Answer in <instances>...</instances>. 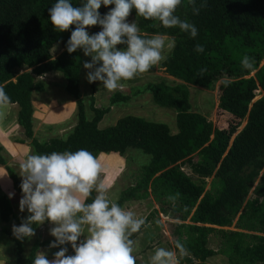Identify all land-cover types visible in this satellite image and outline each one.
<instances>
[{
  "label": "trees",
  "instance_id": "1",
  "mask_svg": "<svg viewBox=\"0 0 264 264\" xmlns=\"http://www.w3.org/2000/svg\"><path fill=\"white\" fill-rule=\"evenodd\" d=\"M55 2L0 0V87L5 89L10 103L19 106L17 120L33 153L83 148L97 156L139 149L149 155L150 163L143 166L137 183L121 192L117 203L123 207L128 201L153 194L162 211L173 212L174 218L181 219L176 241L185 244L187 252L181 255L175 247L180 264H209L208 258L217 253L208 246L212 233L222 235L230 264H264V94L257 98L256 92L264 91V0H206L207 6L198 15L193 13L189 0H181L175 15L197 27L195 38L178 27L165 28L159 21L145 19L136 12L139 35H166L174 41L162 67L181 82H149L138 91H149L155 104L176 111V132L166 123L133 114L101 128L99 123L110 108L97 107L93 101L92 115H88L80 93L83 53L77 49L69 54L66 49L75 25L63 32L53 28L48 9ZM84 2L71 0L73 6ZM201 2L196 0L195 6L199 7ZM113 7L114 4H102L98 11L103 16ZM87 29L94 34L102 26ZM197 43L205 46L203 53L194 51ZM244 55L255 60L251 70L241 66ZM23 66L31 70L16 75L15 69ZM202 68L207 70L204 76H197ZM54 71L62 73L67 91L76 100L77 122L66 136L40 140L34 132L32 94L43 90L36 77ZM226 79L232 82L228 87L222 83ZM189 85L217 88L223 103L237 113L247 114L246 119L234 117L226 125L217 126L205 115L192 111ZM129 98L130 95L116 92L111 102ZM0 164L5 166L14 189L23 195L19 175L7 163L1 145ZM183 164H188L203 180L195 181L183 171ZM209 177L213 178L212 187L207 190L204 179ZM176 193L179 197L170 201L168 197ZM95 195L93 191L86 203ZM11 219L19 224L22 221L9 196L0 194V220L8 223ZM187 219L190 223L185 222ZM232 225L236 229L221 228ZM37 226L33 224L34 229ZM2 231L14 242L16 264H32L39 250L55 240L36 239L24 255V243L29 238L16 239L8 226ZM140 231L130 238L134 241Z\"/></svg>",
  "mask_w": 264,
  "mask_h": 264
},
{
  "label": "clouds",
  "instance_id": "2",
  "mask_svg": "<svg viewBox=\"0 0 264 264\" xmlns=\"http://www.w3.org/2000/svg\"><path fill=\"white\" fill-rule=\"evenodd\" d=\"M193 13L198 15L201 8L207 6L202 0L196 7V0H189ZM113 5L103 16L98 11L101 5ZM181 0H85L80 6H73L71 0H56L48 9L49 20L58 32L70 29V38L66 43L69 54L82 49L85 56H91L83 67L88 69L86 78L89 83L101 81L109 91L122 89V80H131L137 73H144L165 57V39L156 34L152 37L139 35L135 22H127L130 11L135 8L137 15L145 19L159 21L165 28L178 27L181 32L195 38L197 27L186 19L175 15ZM99 24L102 30L89 34L87 28ZM117 45H124L118 48ZM174 44L169 42L168 48ZM197 53H203L205 46L197 43ZM255 60L244 55L241 60L243 69L251 70ZM206 69H200L197 76L203 77ZM225 87L230 80H223ZM10 103V97L0 87V106ZM142 165L150 163V158L140 161ZM22 176V197L19 209L30 213L20 225H12V234L23 241L35 235L33 224L42 225L46 220L54 227L50 235L55 237L49 248L59 247L49 260L46 253L39 251L32 264H136L134 241L130 238L144 225L145 219L138 218L131 210H126L117 202L108 198L110 186L98 183L102 170L99 159L87 149L76 151L31 154L20 164ZM96 195L90 203L86 200ZM11 199L14 193H9ZM179 193L169 196L175 201ZM85 230L87 234H85ZM84 236V239H80ZM79 241V243H78ZM67 243L74 250L66 255ZM181 255L187 252L185 244L175 242ZM151 264H177L176 253L163 247L156 248Z\"/></svg>",
  "mask_w": 264,
  "mask_h": 264
},
{
  "label": "rangeland",
  "instance_id": "3",
  "mask_svg": "<svg viewBox=\"0 0 264 264\" xmlns=\"http://www.w3.org/2000/svg\"><path fill=\"white\" fill-rule=\"evenodd\" d=\"M127 22H137L135 8L130 11ZM87 31L90 35L93 34L91 30L87 29ZM162 36L165 39V48L162 51V55L165 58L158 64L152 66L148 71L137 73L133 79L120 81L119 83L123 84L122 89L109 91L103 87L101 81L89 83L86 78L88 69L82 66L80 93L88 115H92L90 107L92 101L97 107L110 108V111L99 123L101 128L114 124L118 118L124 115L133 114L142 116L148 120L166 123L172 132L177 131L176 111L172 108L161 107L155 104L149 91H138L140 86H144L149 82L165 81L168 84L181 82L179 79L169 75L164 67H162V62L171 54L173 49V47L168 48L167 44L169 42L174 44L172 37ZM82 53L84 62L91 60V56H85L83 50ZM30 70L31 68L23 66L16 68L15 74L19 75ZM36 80L43 84V90L40 92L34 91L32 94L35 136L40 140H48L56 136H66L77 122V105L74 97L66 89L67 81L65 77L62 73L54 71L42 77H36ZM189 88L192 111L205 115L217 126L226 125L227 121L234 117L246 119L247 114L237 113L223 103L219 97L217 88L208 89L196 85H189ZM116 92L130 95V98L112 103L111 97ZM256 92L257 98L264 94V91H261V89H258ZM18 110L19 106L17 104L9 103L6 106H0V145L2 146V154L6 158L7 163L17 171L22 182L20 164L28 155L34 153L30 140L27 139L23 128L18 123ZM245 122L246 120L239 130L245 125ZM96 157L102 165L98 183L110 186L107 195L114 202H117L124 189L136 184L140 179L142 168L145 165H142L140 161L145 158H150L149 155L139 149H129L123 154L114 152L99 153ZM182 169L195 181L201 182L203 180L193 172L188 164H183ZM212 179V177L204 179L207 190H210L212 187ZM10 192L14 193L11 201L15 214L21 220L26 218L29 215L27 209L24 212H21L19 209V201L22 195L14 189L5 166L0 164V194L8 195ZM165 206H168L167 209L171 210V206L168 203ZM123 208L133 211L138 218L145 219L144 225L141 226L140 234L134 240L135 250L133 255L136 257V264H151L152 255H154L156 248L160 247L175 252L177 264H180L174 244L178 237L176 232L177 225L183 222L181 219L174 218L173 212L166 214V212L162 211L161 204L155 199L153 194H150L145 199L128 201ZM185 222L190 223V220L187 219ZM13 224L20 225L14 219H11L8 223L0 220V264H16L14 242L9 235L2 231L4 226H8L12 233ZM54 226L47 220L42 225H38L35 228V235L24 243V255L29 253L36 239H54L55 237L50 235L49 231ZM221 228L223 230L236 229L235 225ZM85 234H87L86 230ZM80 239H84V236H81ZM67 244L69 248L66 255H73L74 250L71 244ZM208 246L217 251L216 254L208 258L209 264H230L229 256L224 252L225 245L220 233L210 234ZM39 251L45 252L47 258L52 260L54 258L53 254L59 251V247L49 248V245H46Z\"/></svg>",
  "mask_w": 264,
  "mask_h": 264
}]
</instances>
